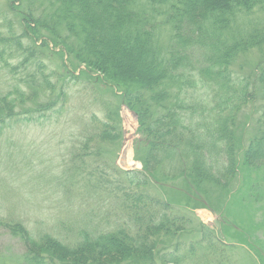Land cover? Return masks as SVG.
Returning a JSON list of instances; mask_svg holds the SVG:
<instances>
[{"label": "trees", "instance_id": "16d2710c", "mask_svg": "<svg viewBox=\"0 0 264 264\" xmlns=\"http://www.w3.org/2000/svg\"><path fill=\"white\" fill-rule=\"evenodd\" d=\"M263 3L5 0L0 67L11 81L0 88V137L22 122L51 124L54 117L53 125H61L68 98H79L75 85L84 75L93 82L102 79L113 94L115 85L121 103L134 112L148 151L138 170L116 165L106 166L107 171L92 169L103 158V144L121 139L120 118L114 112L119 105L99 103L96 109L102 115L92 111L77 126L79 132L69 136L73 139L63 147L62 172L49 184L63 209L81 211L91 203L103 209L110 197L120 209V214L115 211L118 218L107 221L108 213L102 212L91 216L96 221L92 224L88 220V225L74 222L69 227L57 220L42 226V221L36 229L21 218L0 215V229L23 248L17 256L4 255L7 259L0 264H181L186 256L192 264H206L208 251L223 245L213 229L197 222L191 230L198 238L160 249L157 237L173 238L185 230L184 218L144 187L179 174L194 185L207 181L228 186L241 165L264 168V53L252 71H243L238 63L256 42L264 47V35L235 39L228 34L240 16ZM8 12L15 15V24L7 19ZM161 27L168 30L165 44L158 38ZM57 47L72 63L68 68L62 61L64 73L45 64L46 52ZM244 116L256 132L236 140L234 131ZM61 133L67 134L65 129ZM108 168L118 181L108 180ZM66 199L74 202L64 204Z\"/></svg>", "mask_w": 264, "mask_h": 264}, {"label": "rangeland", "instance_id": "374dc122", "mask_svg": "<svg viewBox=\"0 0 264 264\" xmlns=\"http://www.w3.org/2000/svg\"><path fill=\"white\" fill-rule=\"evenodd\" d=\"M5 8V0H0V24L3 23ZM5 15L14 24L17 22L14 14L8 12ZM2 28L5 29L4 23ZM254 33L259 36L264 35V3L260 6L256 5L251 14L248 12L240 16L228 31V34L235 39L242 36L247 38ZM168 37L167 28L161 27L158 36L160 42L165 44ZM262 43V41L256 42L255 46L246 49L240 55L238 63L243 66L241 67L243 71H252L259 62V58L264 53ZM46 53L45 64L58 73L65 72L63 60L68 68H72V63H69L66 56L58 53V47L53 53L49 50ZM72 61L76 60L71 59ZM19 73H21L20 69ZM85 77L80 76L79 84L75 85L79 90V98L76 95L68 98L61 115V125H53L54 117L51 118V124L50 120L22 122L15 124L0 137V215H7L15 220L21 218L29 228L36 229L42 221V226H51L57 220L64 221L68 226L74 222H80L78 224L80 226L82 223L88 225L91 216L102 212L108 213L107 218H110L107 221L113 220L111 217L118 218L115 211L120 214V209L116 208L114 200L110 197L101 204L100 208L103 209L92 203L89 206H81V211L78 209L72 211L69 206L63 209L58 206L55 189L49 184L51 177H56L62 172L61 164L66 158L63 147L68 142L70 144L73 139L69 136L79 132L77 126L82 125L92 111H96L101 116V112L96 108L105 100L114 103V107L119 105L114 112L117 111L120 118L121 139L119 142L103 144L101 147L103 158H99V162L92 169L107 171L106 166L116 165L121 169L138 170L142 166L141 158L147 154L146 139L137 130L136 116L121 103L120 98L117 97L120 92L115 90V85L113 94L111 87L105 86L102 79L93 82ZM8 81H11V77L0 67V88H5L4 85L9 84ZM92 96L94 100L90 101ZM252 112L250 111V114ZM243 121V124H237L234 131L236 140H246L250 134L254 135L256 132L252 130L256 126L251 124L252 121L248 116H244ZM63 129L67 134L61 133ZM128 157L133 166L128 167L126 164L122 167L120 163L123 160L127 163ZM239 168L236 178L231 180L228 186L215 185L207 181L194 185L187 177L180 174L173 178L161 177L162 179L147 184L144 187L147 194L162 197L173 205L172 212H179L178 217L183 216L186 226L185 230L178 232L173 238L163 235L157 237L158 247L171 250L172 245L177 241H186V244H189V241L198 238L191 229L200 222L209 229L212 228L213 235L223 243L218 245L217 249L213 247L208 251L204 259L208 260L206 264H264V168H249L243 165ZM108 173V180L118 181L110 168ZM73 202L72 199H66L64 204ZM80 212L89 215L80 217L78 215ZM92 222L96 221L91 220L90 224ZM203 241L206 243L205 239ZM204 247L206 251V246ZM22 250L21 244L15 238H11L7 232L0 229V262L2 259H7L3 257L4 255L7 254L11 258L19 255ZM11 264L17 263L11 261ZM181 264H192V259L186 256Z\"/></svg>", "mask_w": 264, "mask_h": 264}, {"label": "bare ground", "instance_id": "6f19581e", "mask_svg": "<svg viewBox=\"0 0 264 264\" xmlns=\"http://www.w3.org/2000/svg\"><path fill=\"white\" fill-rule=\"evenodd\" d=\"M126 161H127L126 164L128 165V167L133 166V163H132L131 159H129V157L126 159Z\"/></svg>", "mask_w": 264, "mask_h": 264}, {"label": "water", "instance_id": "95a60500", "mask_svg": "<svg viewBox=\"0 0 264 264\" xmlns=\"http://www.w3.org/2000/svg\"><path fill=\"white\" fill-rule=\"evenodd\" d=\"M125 158V157H124ZM122 162V161H121ZM120 165H122V167H125L126 166V163L124 162V160H123V162L122 163H120Z\"/></svg>", "mask_w": 264, "mask_h": 264}]
</instances>
